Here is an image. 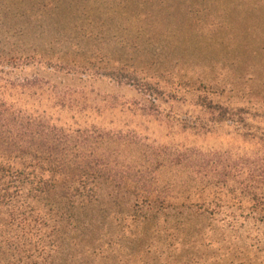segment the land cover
I'll return each instance as SVG.
<instances>
[{
	"label": "trees",
	"instance_id": "16d2710c",
	"mask_svg": "<svg viewBox=\"0 0 264 264\" xmlns=\"http://www.w3.org/2000/svg\"><path fill=\"white\" fill-rule=\"evenodd\" d=\"M1 11L7 93L42 96L54 75L160 91L108 56L21 49L12 39L31 27H6ZM196 105L216 117L206 133L243 132L241 108ZM102 135L0 99V264H264V156L159 147L126 160L132 143Z\"/></svg>",
	"mask_w": 264,
	"mask_h": 264
},
{
	"label": "rangeland",
	"instance_id": "374dc122",
	"mask_svg": "<svg viewBox=\"0 0 264 264\" xmlns=\"http://www.w3.org/2000/svg\"><path fill=\"white\" fill-rule=\"evenodd\" d=\"M0 8L6 27H31L12 39L21 49L108 56L151 77L160 90L148 95L107 80L54 75L49 92L29 99L7 93L0 76V99L88 129L95 140L106 134L130 142L126 160L159 147L264 156L258 140L264 135V0H0ZM198 96L241 108L243 132L221 126L206 133L216 117L196 105Z\"/></svg>",
	"mask_w": 264,
	"mask_h": 264
}]
</instances>
